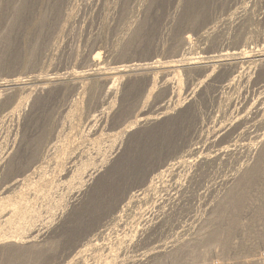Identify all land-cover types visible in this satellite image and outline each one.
I'll return each instance as SVG.
<instances>
[{
	"label": "bare ground",
	"instance_id": "6f19581e",
	"mask_svg": "<svg viewBox=\"0 0 264 264\" xmlns=\"http://www.w3.org/2000/svg\"><path fill=\"white\" fill-rule=\"evenodd\" d=\"M28 1L0 0V19L7 20L9 16L20 15L27 10ZM34 1L36 10L31 9L33 13L35 12L31 17L34 18L39 30L43 29L42 33L46 31V36L50 34L56 36L53 42L57 43L55 49H58L62 44L59 39L60 35L72 32L71 25H74L72 22L76 17V12L74 5L71 6L70 3L74 0ZM147 1H114L120 25L127 28L130 33L129 38L124 36L125 40H116L107 49L112 56L120 60L119 64L112 65L102 60V54H104L102 49L105 48H97L87 55L85 52H80L79 47L78 49L75 47L76 44H68L66 46L72 53L68 58L75 64L84 63L85 67L82 70H75L72 67L74 71L70 72L71 69H69L66 73L63 71L60 73L52 70L38 77L29 78V81L15 77L9 84L6 83L7 80L5 83L0 82V242L7 241L9 244L20 243L26 246L34 243L45 230L37 226L41 215L35 206V199L43 197L50 199L57 192H68L70 199H79L81 203H84L81 208L77 209V215L89 216L93 221L98 218L99 223L101 220H106L102 226L105 228L107 226V229L116 227L117 231L116 236L108 237L109 243H105V239L103 240L105 242L101 241L102 243L98 240L90 242L91 249H94V252L99 251V254L94 255L99 259L96 260L94 256H90L95 258V263H89L87 257L84 256L88 250L86 247L76 251L75 255L71 256L70 262H65L66 264H73L75 261L77 264H264V252L259 251L264 249L263 241L257 246L249 247L247 254L237 252L235 236L239 224L238 214L229 211L235 196L242 194V189L249 182L264 178V32L263 36L258 41L256 40L257 42L246 37L243 32L244 27L250 25L251 22H256V16L255 18L253 16L254 10L246 9L245 18L243 17L238 25H235V20L230 16L224 20V24L228 26L225 29H229V32L230 28H234L232 26L237 27L235 34L229 36L228 31L221 29L220 21L212 16L209 17V14L206 16V3L201 0L197 8L192 10V15H188L187 18L183 17L185 19L183 26L187 30L180 28L172 38L169 47L170 60L161 61L155 54L157 58L155 61L153 59L148 62L129 63L132 60L124 61L125 58L122 60L121 57L136 52L129 47L128 44H131L129 40L132 34L145 26V23L143 24L141 18L134 20L133 17L137 8L141 10L145 7L142 10L150 11ZM258 1L264 4V0ZM201 9L202 12H200ZM187 13L189 14V11ZM103 25L105 28L111 27V23L105 22ZM9 30L12 29L9 28ZM228 39H231L232 46L228 45L212 54L203 50L199 55H195L196 42L213 47L223 44ZM41 44L45 45L44 42ZM250 44H254V47ZM35 46L37 48V45ZM31 58H25L24 65L33 63ZM54 60L53 57L51 63ZM159 73L164 79V85L160 86L159 93L164 94L165 92L167 95L171 94L169 98L174 97L163 103L156 114L147 115V112L141 109L135 117L133 114L134 119L128 124H126L127 121L120 122L117 130L105 131L103 125L116 114L115 104L119 99L124 79L129 77L130 82L134 84L136 77L146 76L152 81L151 88H148L151 94L157 86ZM183 74L188 77L197 76H194L195 82L190 91L188 88L186 98L183 97L181 86ZM175 80L176 86L174 85ZM247 86L257 87L260 90L259 96L248 97L245 93ZM220 91L231 93L226 99L227 106L223 103L224 107L229 109L235 106L234 101L236 100L233 94L237 97L245 95V100L242 108L229 120L226 115L227 123H219L220 125L216 126L210 134L207 132L209 135L205 140L209 146L206 147L207 149H203L205 145L203 143L202 147L196 146L198 144H195V141L194 144L188 145L186 150L189 156L185 157L186 159L178 157L176 160L173 159V162L166 161L145 171L144 174L137 170L140 164V158L137 156L139 152L130 153L129 151L126 157H122L117 163L114 161V156L120 154L122 140L124 141V137L128 134L132 135L136 127L143 128L149 124H157L162 116L169 115L171 109L176 111L181 109L184 101L189 98L193 100L196 94L210 98L211 94L214 95ZM193 103L192 101L189 105ZM218 103L221 104V102ZM234 133L239 137L249 134L250 140L239 146L240 139H237ZM104 135L110 141H106ZM198 138L197 140H201ZM223 142L225 145L219 146ZM233 159L236 161L235 166L230 170L231 173L219 174L220 170L217 172V165L228 164ZM139 173L142 176L135 181L136 183L129 186L126 180H129L131 176L139 177ZM203 182H213V185L207 189L209 196L204 194L205 204L201 205L193 216L191 215L190 226L193 229L189 233L191 236L187 234L188 236L185 237L186 233L178 236L176 233L177 236L170 238V241L163 240L162 237L171 228L170 224L175 219L174 209H168L166 204L160 203L159 212L149 215L151 211L147 206L150 202L151 204L157 203L159 200L157 198L162 195L159 192L165 185L175 184L173 188L175 191L172 190L173 196L175 195L172 198L171 203H173L183 191L182 184ZM201 194L198 193L199 196H203ZM258 196H260L259 193ZM72 203L76 204L73 200ZM221 219L229 222L228 227L221 226ZM97 227L98 225L94 227V230ZM128 253H132L131 257L127 256Z\"/></svg>",
	"mask_w": 264,
	"mask_h": 264
},
{
	"label": "rangeland",
	"instance_id": "374dc122",
	"mask_svg": "<svg viewBox=\"0 0 264 264\" xmlns=\"http://www.w3.org/2000/svg\"><path fill=\"white\" fill-rule=\"evenodd\" d=\"M74 1L70 3L71 6L74 5L73 7L76 12V15H75L76 17L74 18L72 22L74 25H71L72 32L71 34L65 35L64 33L60 35L59 39L62 44L58 49H55V46L57 43H55V41L53 42L56 36H53V34L46 36V31L42 33L43 29L40 27L42 30H39V27L34 22V18L31 17V16H34V13H35V12L33 13L31 9L34 11V8H35L36 10L35 5L33 4L35 2L34 0L28 1L29 6L27 7V10L22 12L20 15L14 16V17L9 16L7 17V20L0 19V42H1L0 43V82L5 83V81L7 80L8 82L6 81V83L9 84L11 83L10 82L11 80L15 79V77L18 79L24 78L26 81H29L28 80L29 78L31 79L35 76L38 77L39 75H43L46 72H49V71L52 72V70L56 72H60V73H62V71L63 73H66L67 71H69V69H71L70 72L72 70L74 71L72 67L75 68V70H79V69L82 70L83 67H85L84 63L81 64L80 62H77V64H75L73 61H70V59L68 58L69 55L72 54L70 50H68V46H66L68 44L69 45L76 44L75 47L76 48L79 47V51L85 52V54L87 55L91 54L92 51H95L97 48H100V49L105 48L104 50L102 49V52L104 51L103 52L104 54H102L103 56L102 60L112 65L119 64L118 61L120 60L112 56L111 53L107 51V49L110 48V45L116 40H122V39L125 40V37L129 38L130 33L127 30V28L125 27L123 28L120 25L121 22L119 21V18H117L118 15H117V11L115 10L116 7H114L115 0H107V1L106 0H76L75 2ZM200 1L201 0H180V1L179 0H148L147 3L150 5V11L142 10L145 7L142 8L141 10H138L137 8L135 10L133 19L135 20L136 18L138 19L141 18L143 20V24L145 23V26H144L145 28L143 27L142 28L143 30L142 29L140 31L138 30L135 34H132L133 36L131 40H129V43L131 42V44H128L130 45L129 47L132 48L133 50H136V52L131 53L127 56L121 57V59L123 60L125 58L124 61L132 60L129 63L148 62V61H152L153 59H154L153 61H155L157 58L165 62L170 60L171 54L169 51L170 50L169 47L172 43V38L176 35L175 33L178 30H180V28L181 30L182 29L185 31L187 30L185 29L186 27L183 26V24L185 23L184 18H187L188 15L193 14V11H194L193 9L197 8V5L200 4ZM255 1H256V4H254ZM202 2L206 3V7H205L207 9L206 16L209 14L208 15L209 17L212 16L213 18H216V20L220 21L219 24L221 25V29H224L226 32L229 29L228 30L225 29L228 27L224 24L225 19H227L230 16L232 17V19L235 20V25H238L243 20L244 14L246 13L247 10L249 11L254 10L253 16L254 18L256 16L255 18L256 22H251L250 25L245 26L243 29V32H245L246 37L252 38L254 42H257L258 39H260L263 36L264 4L259 2L258 0H226V1L225 0H206V1L202 0ZM106 3H109L110 6L109 4H106ZM104 5L105 7H103ZM113 8H114V11H113ZM188 11H189V14L187 13ZM200 12H202V9L200 10ZM102 19L106 23H109V24L111 23V27L105 28L103 25L105 22L102 21ZM29 21L31 25L29 24ZM252 23H254L255 25ZM29 25H30V28H29ZM232 27L234 28H230V32L228 31L229 36H233L235 34L234 31L237 29V27L235 26H232ZM9 28H11L12 30H9ZM247 34L249 35L247 36ZM100 39L102 40L100 41ZM29 41L30 43H28ZM249 41L251 40L249 39ZM42 42H44L45 45H42V44L40 45V43ZM196 44H195L196 49L194 51L195 55L196 54L199 55V53L203 52V50H206L210 54H212L213 52L215 53V51L218 49H222L224 47H227L228 45L229 46L233 45V43H231V39L226 40L223 43L224 45L220 44L222 47H220V45L211 47V46H208L200 42H196ZM35 45H37V48L38 47L39 48L37 49ZM250 46L254 47V44H250ZM126 50L129 51V49H126ZM36 51L38 52V54ZM51 54L55 58V60L52 63L51 61L53 57L51 56ZM155 54H157L156 55L157 58H155ZM25 58H28V59L31 58L32 59L31 61H33V63L24 65L23 62ZM43 59L45 62L43 61ZM194 76L197 77L196 75ZM194 76L188 77L186 74L185 75L183 74L182 76L183 83H181V86L183 88V91H182L184 94L183 97L185 96V98H186V94H188L187 92H189L191 88L193 87V83L195 82V79H196ZM128 78L129 77H126L124 79L125 81L123 82V84H121L122 90L119 92L120 96L115 104L116 114L113 115L110 118V120H108V122L103 125V129L107 132L117 130L120 126L119 124L120 122L125 123L127 121L126 124H128L129 121H132L134 119L135 115L138 113V110L140 111L141 109H143L145 112H147V115L156 114L157 111L160 110V107L163 105V103L168 102L171 97H174V96H171L169 98L171 94L167 95V93L165 92L164 94L159 93V90H161L160 86L164 85V79L162 78L161 73H159V75L157 76L158 78L157 86L151 94L149 93V89L151 88L150 86H151L152 81L150 79H147L146 76L141 75V76L136 77L135 78L136 82L133 81L134 84L130 82ZM174 82H175L174 85L176 86L177 85L176 80ZM247 87L248 88H246L247 91L245 93L248 94L247 95L248 97L256 98V96H259L260 90H258L257 87H253V86H247ZM188 88H190L189 91H188ZM220 92H217V94L215 93L214 94L215 96L211 94L212 96H210V98L207 96L201 97L198 94H196L193 97V100H189L190 99L189 98V99H186V101H184L185 102L184 106L183 107L181 106V109H179L181 111L177 110L178 111L177 112L176 110L171 109V111L169 112V115L167 114V115L162 116L161 119H159V121L157 122V124H149L147 126H144L143 128H141L140 126L136 127L132 135L128 134V136L124 137V141L122 140V147H121V151L119 152L120 154H116L114 156V161L117 163L122 157H126L125 155H127L129 151L130 153H132V151L136 153L139 152L137 156L140 158L139 159L140 164L138 165L139 169L137 168V170L141 172L142 174H144L145 171L155 168L159 164L165 163L166 161L168 162L169 160H171V162H173V159L176 160L178 157L179 159L185 158V157L187 158L189 156V152H187L186 149L188 145L192 143L194 144L195 141H196L195 144H198L196 146L202 147V143H203L205 144L203 149H207L206 147H209V146L205 140L206 138L209 137L208 133L210 134L214 129H216V126L220 125L221 123H227L230 117H232L233 114L235 115L237 111L242 108V104L245 100V97H244L245 95L237 97L236 95L233 94L232 96H235V100H236L234 101L235 106L231 107L233 109L231 108L229 109L228 107H226L227 106L226 99L229 95H231V93L228 94V92L226 91H220ZM206 100H209L210 102ZM192 101L194 102L193 104L195 105V107L193 104L189 105V103ZM212 102H213V105H212ZM218 102H221L222 105ZM223 103L226 105L225 107ZM170 104L172 105V101ZM196 105L198 106L197 108H196ZM209 105L211 108L209 107ZM200 108L202 111L198 110ZM209 109L212 111H210ZM226 109H228L227 112H226ZM182 111L184 113H181ZM220 111H223V112H220ZM186 113H188V116H186ZM210 113L211 114L213 113V114L210 115ZM133 114H134V117H133ZM226 115L228 116V120H227ZM219 116H220V119H219ZM222 119H225V120H222ZM211 123L213 124L214 127L212 126ZM166 124H167V128H165ZM208 130H211V131H208ZM199 132L200 133L202 132V133L200 134ZM235 135L237 136L236 133H234V136ZM237 137H236L237 139L242 140V141L239 140L240 142L238 141V144H240L239 146L246 144V142L250 140L249 134L242 136V137H239V136ZM104 138L106 139V141H110L106 135H104ZM197 138L201 140H197ZM224 145H225V142H223L219 146H224ZM131 160H134V158H131ZM235 161L236 159H233L232 162L228 164H223L221 166L217 165V168H218V169L216 168L217 172L220 170L218 172L219 174L231 173L230 170L232 169L233 166H235L234 164ZM142 174H140L139 177H135V178L131 176L129 177V180L127 179L128 181L126 180V182L130 186V184L136 183L135 181L139 179L142 176ZM263 182H264V178L257 179L254 182H249L247 186H245L242 189V192H241L242 194L235 196L234 200L236 201L233 202L234 201L233 200L230 204L229 211L232 213L236 212L238 214L239 224H238V229H237L238 231L235 236V241L237 240L236 241L237 246H238L237 252H239V254H243V255L247 254L246 251L249 249V247L257 246L258 243L261 241L264 242V235H263L264 234V212H263L264 211L263 210L264 209V196H263L264 195V183ZM212 185H213V182H203V183H197V184L188 183L184 185L182 184L183 191L181 194H179L177 198L179 201L177 199L176 201H174L175 204H173L174 202L171 203L173 201L172 198H174L175 196V195L173 196L174 192L172 191V190L175 191V189H173L175 187V184L173 186L172 185L163 186V188L159 192L162 195L159 194L160 196L157 198L159 200L157 201V203H155L156 205L154 203L151 204L150 202V204L147 206L148 210L151 211L149 215H153V213L159 212L160 203L162 205L166 204V208L168 209L170 208L174 209L173 210L175 214L174 221L175 220L177 221L176 222L173 221L170 224L171 228H169L168 231L164 234V236L162 237L163 240H169L170 238L173 239L172 238L173 236L175 238L176 233L178 236L179 235L181 236L185 233H186L185 237L188 235L191 236V234L189 233H191L190 231L193 230L192 226H190V222L192 221L191 220L192 216L196 213V211L199 210L201 205L203 206L205 204L204 197L207 195V192H208L207 189H209ZM166 188L167 189L169 188L168 189L169 192L168 190H166ZM241 188L239 190H241ZM63 193L57 192L54 194L55 196L53 195L50 199H46L44 197L35 199V203H36L35 206L41 215V217L39 218L37 222V226L39 225L40 228H42L43 230L45 229V230L42 232V235L38 237V239L36 238L34 243H29L27 244V246L26 244H20V243L9 244L7 243V241L0 242V264H66L65 262L67 263L68 261L70 262V260L72 259L71 256L72 255L74 256L76 251L80 249H84L86 247H87L86 249L88 250L87 252H85L84 256L87 257V260H89L88 261L89 263H95L96 260L99 259V257L97 258L94 256L96 254H99V251L94 252V249L93 250L91 249L92 246H89L90 242H92V240L94 242L98 240V242L100 241L99 243H102V242H105L103 241L105 239L106 240L105 243H107L110 240L108 237L112 238L116 236L117 228L111 227L110 229H107L108 228L107 226L106 228L102 226L103 223H106V220H103V221L101 220V222L99 223L97 221L98 218L95 221H93L91 217L89 216L83 217L82 215H77L76 214L78 211L77 209L81 208L84 205V203H81L79 199L78 200L70 199L68 192H63ZM198 193L199 195L202 193L201 195L203 196H199ZM258 193L260 196H258ZM59 196L60 197L62 196L61 199H59L60 198ZM72 200L73 202L76 203L75 205L74 203H72ZM71 203L72 205H70ZM79 203L80 205H78ZM151 209H154V210H151ZM261 220H263V222ZM220 222L222 224L221 226L223 227H228L229 225V222H226L225 219L224 220L221 219ZM95 224L98 225L96 230H94V227H96ZM100 226H102V228L98 230ZM223 227L221 229H223ZM101 230L102 232L100 233ZM239 230L241 233L239 232ZM93 231L95 232L93 233ZM97 231L98 233H96ZM258 231H262V232H258ZM95 234L97 235L95 236ZM190 236L188 238H190ZM101 237H102V240H101ZM252 237L254 238V240H252L253 239ZM263 250L264 249L259 250V251L264 252ZM132 253H128L127 256L129 255L128 257H131ZM90 256L91 257L94 256L96 260L95 258H91ZM92 259L94 260V262ZM73 264H77V261H75Z\"/></svg>",
	"mask_w": 264,
	"mask_h": 264
}]
</instances>
